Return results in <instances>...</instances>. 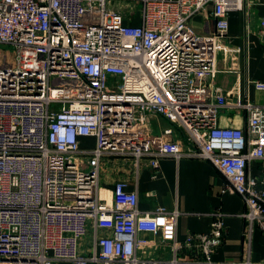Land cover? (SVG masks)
Wrapping results in <instances>:
<instances>
[{
    "label": "built area",
    "instance_id": "built-area-1",
    "mask_svg": "<svg viewBox=\"0 0 264 264\" xmlns=\"http://www.w3.org/2000/svg\"><path fill=\"white\" fill-rule=\"evenodd\" d=\"M245 0H0V264H226L208 232L178 239L181 212L140 209L126 188L163 157L198 158L244 204V258L264 238V102L215 84L216 46ZM196 15L212 21L198 32ZM264 34V16L259 19ZM264 91V81L251 80ZM226 111L242 128L219 125ZM163 117L181 141L153 145ZM91 138L83 146L82 138ZM107 165L124 173L100 185ZM101 192H106L107 196Z\"/></svg>",
    "mask_w": 264,
    "mask_h": 264
},
{
    "label": "crops",
    "instance_id": "crops-1",
    "mask_svg": "<svg viewBox=\"0 0 264 264\" xmlns=\"http://www.w3.org/2000/svg\"><path fill=\"white\" fill-rule=\"evenodd\" d=\"M245 4V10L229 12L227 33L217 43L215 84L233 97L246 95L251 101L262 103L264 91L255 90L250 81H264V34L259 25L260 17L264 16V0H245ZM191 22L198 32L205 25L212 27L209 17L206 23L203 17L196 15ZM218 122L220 126L242 128L245 116L240 111H226ZM150 125L153 145L181 141L175 129L170 135L164 134L171 124L163 117H152ZM92 143L91 138L81 139L83 146ZM158 170L157 176L151 177V169L143 166L136 179L129 177L126 188L137 191L139 208L163 205L178 209L181 212L176 223L178 239H183L188 231L208 232L212 222L209 212L221 210L225 213L222 219L225 233L211 260L229 264L244 258V220L240 216L244 204L237 194L222 191L226 185L223 175L210 162L189 157H163L159 160ZM100 172L99 182L105 187H111L117 178L126 177L110 165L102 167ZM250 257L253 261L264 258V238L258 229L253 233Z\"/></svg>",
    "mask_w": 264,
    "mask_h": 264
},
{
    "label": "bare ground",
    "instance_id": "bare-ground-1",
    "mask_svg": "<svg viewBox=\"0 0 264 264\" xmlns=\"http://www.w3.org/2000/svg\"><path fill=\"white\" fill-rule=\"evenodd\" d=\"M101 193H102V195H104V196H105V195H106V196L108 195V194H106V192H101Z\"/></svg>",
    "mask_w": 264,
    "mask_h": 264
}]
</instances>
